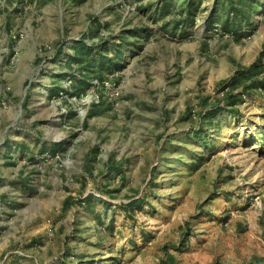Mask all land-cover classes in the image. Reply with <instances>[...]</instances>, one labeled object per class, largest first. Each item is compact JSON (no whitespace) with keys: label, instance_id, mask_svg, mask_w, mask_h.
<instances>
[{"label":"rangeland","instance_id":"obj_1","mask_svg":"<svg viewBox=\"0 0 264 264\" xmlns=\"http://www.w3.org/2000/svg\"><path fill=\"white\" fill-rule=\"evenodd\" d=\"M0 264H264V0H0Z\"/></svg>","mask_w":264,"mask_h":264}]
</instances>
